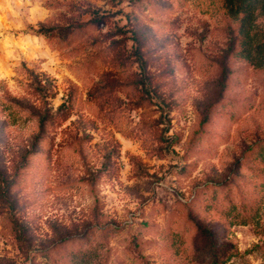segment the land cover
I'll use <instances>...</instances> for the list:
<instances>
[{"label":"rangeland","instance_id":"rangeland-1","mask_svg":"<svg viewBox=\"0 0 264 264\" xmlns=\"http://www.w3.org/2000/svg\"><path fill=\"white\" fill-rule=\"evenodd\" d=\"M240 39L221 0H0V264H264Z\"/></svg>","mask_w":264,"mask_h":264},{"label":"trees","instance_id":"trees-1","mask_svg":"<svg viewBox=\"0 0 264 264\" xmlns=\"http://www.w3.org/2000/svg\"><path fill=\"white\" fill-rule=\"evenodd\" d=\"M224 13L239 22L240 50L236 53L237 57L248 61L259 68H264V43L256 41L258 34L253 21L258 16L264 17V0H221ZM64 109H66L64 107ZM67 110V109H66ZM62 112H65L62 110ZM12 113L10 117L12 118ZM15 120H12L14 123ZM48 118L39 119V123L45 126ZM243 224L246 222H242ZM194 245L201 247L200 242L195 240ZM202 251V249H200ZM206 254V253H205ZM206 259H209L205 264H225L233 254H227L226 251L210 248ZM227 255V256H226Z\"/></svg>","mask_w":264,"mask_h":264}]
</instances>
